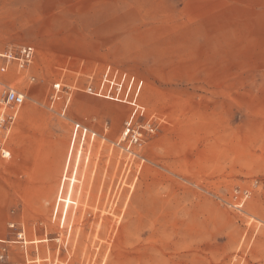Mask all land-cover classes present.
<instances>
[{
  "label": "rangeland",
  "instance_id": "374dc122",
  "mask_svg": "<svg viewBox=\"0 0 264 264\" xmlns=\"http://www.w3.org/2000/svg\"><path fill=\"white\" fill-rule=\"evenodd\" d=\"M230 2L228 43L198 67L51 60L0 7V54L37 49L34 83L0 56V81L27 95L0 164V264H264V0ZM146 121L144 162L130 159L117 142ZM77 124L89 136L72 144Z\"/></svg>",
  "mask_w": 264,
  "mask_h": 264
},
{
  "label": "crops",
  "instance_id": "0c3cea01",
  "mask_svg": "<svg viewBox=\"0 0 264 264\" xmlns=\"http://www.w3.org/2000/svg\"><path fill=\"white\" fill-rule=\"evenodd\" d=\"M8 4L18 35L87 67H198L201 52L228 43L230 0H0Z\"/></svg>",
  "mask_w": 264,
  "mask_h": 264
},
{
  "label": "built area",
  "instance_id": "2783aa9c",
  "mask_svg": "<svg viewBox=\"0 0 264 264\" xmlns=\"http://www.w3.org/2000/svg\"><path fill=\"white\" fill-rule=\"evenodd\" d=\"M37 56V49L32 45L21 46L18 49H9L2 54V58L5 59V69L14 65L15 71L19 76H26L31 83L36 81V77L30 73L32 66L34 65ZM61 85L55 84L53 94L51 95V101L54 104L61 97ZM27 100V95L21 90L4 84L0 81V164L9 161L12 158V142L14 132L21 119V112ZM70 97L66 104L62 108V115H65L69 106ZM152 132V124L150 121L144 123L132 124L126 122L123 129L121 139L117 142L119 146L124 144V149L129 154L130 159H137L144 162V158L140 155V151L146 141V136ZM79 133V136H78ZM94 135V134H92ZM77 136L85 139L89 136L87 128H83L81 124H77L74 128V144ZM139 150V151H137ZM10 229L14 230L15 237L11 241L12 244L19 245L22 253L26 256L28 262L37 261V259L29 258V245L31 241L27 239L25 229L23 226L18 227L15 224L10 225ZM7 247H2L0 259H6L8 257ZM53 264V263H48Z\"/></svg>",
  "mask_w": 264,
  "mask_h": 264
},
{
  "label": "bare ground",
  "instance_id": "6f19581e",
  "mask_svg": "<svg viewBox=\"0 0 264 264\" xmlns=\"http://www.w3.org/2000/svg\"><path fill=\"white\" fill-rule=\"evenodd\" d=\"M16 88V87H15ZM23 114V113H22ZM37 242H42V240H38ZM49 255V254H48Z\"/></svg>",
  "mask_w": 264,
  "mask_h": 264
}]
</instances>
